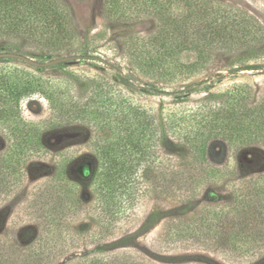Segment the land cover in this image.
I'll return each mask as SVG.
<instances>
[{
  "label": "rangeland",
  "instance_id": "1",
  "mask_svg": "<svg viewBox=\"0 0 264 264\" xmlns=\"http://www.w3.org/2000/svg\"><path fill=\"white\" fill-rule=\"evenodd\" d=\"M61 1L72 20L61 43L0 40V55L76 58L0 57V264H264L252 194L255 179L264 186V114L244 111L264 103V0ZM221 8L256 25L199 63L182 43ZM246 65L260 68L231 74ZM234 96L244 134L196 157L186 141L197 107ZM118 136L134 144L133 194L106 211L96 176Z\"/></svg>",
  "mask_w": 264,
  "mask_h": 264
},
{
  "label": "trees",
  "instance_id": "2",
  "mask_svg": "<svg viewBox=\"0 0 264 264\" xmlns=\"http://www.w3.org/2000/svg\"><path fill=\"white\" fill-rule=\"evenodd\" d=\"M200 8L201 12L198 14L202 18H207L208 9L211 8L210 4L204 3ZM231 12L228 8H221L216 17L217 21L220 20L219 22L211 21L209 24L206 22L208 25L205 23V28H202L203 23L197 24V28H199L196 31L197 38L192 40L185 38L183 41L182 45L184 48L193 49L199 53V63H202L207 58L208 52L206 51L214 43L219 45H244L243 39L241 37L236 38L237 36L233 32L236 33L249 28L253 29L256 24L242 14L239 16L232 14L231 16ZM216 18L213 20L216 21ZM71 23V14L61 0H0V40L3 41H11L13 43V40L26 38L39 44L52 46L61 43L65 38L72 35ZM180 45L181 43L176 47L179 48ZM0 47L1 49L8 48L7 45H1ZM74 59L76 58L74 57ZM259 68L258 65L241 66L232 70L231 74L254 71ZM182 102L183 100L180 101V103ZM242 105V99L235 96L229 99V102L220 105L211 98L204 99L191 118L192 122L194 121L193 124H195V132L192 135L190 134L186 141L189 150L196 157L207 158L212 151L210 140L214 138L221 140V142L226 143L228 147L233 149L236 140L244 134L241 121H238L236 125H234L233 121L234 116L237 117L238 114L242 117V111L238 113L237 109V107H242ZM244 111H250V113L260 119L261 116L259 117V115L264 114V103L260 104L258 112H256V109ZM261 128L264 135V122H262ZM133 145L130 141L128 142L127 138L118 136L104 146L101 154L102 164L99 166L100 170L96 177L99 182V196L105 206L118 192L120 195L125 193L133 194L131 186L134 168L129 162ZM215 173L218 174V177L222 176V170L215 169ZM254 184L252 194L256 199L262 200L259 202L258 207L263 213L264 186L258 179H255ZM108 210L109 207L106 206V211ZM196 229L193 228L188 231L194 232ZM37 252L41 256L44 248L38 249ZM40 262L41 259L10 264H39Z\"/></svg>",
  "mask_w": 264,
  "mask_h": 264
},
{
  "label": "water",
  "instance_id": "3",
  "mask_svg": "<svg viewBox=\"0 0 264 264\" xmlns=\"http://www.w3.org/2000/svg\"><path fill=\"white\" fill-rule=\"evenodd\" d=\"M0 57H7V58H14V59H21L24 60L25 62H27L28 64L40 67V66H55L58 64H62V63H70L74 60V57H62V58H58V59H54L49 61L46 64H41L39 62H35L34 60H31L27 57L18 55V54H14V53H4L1 54Z\"/></svg>",
  "mask_w": 264,
  "mask_h": 264
}]
</instances>
